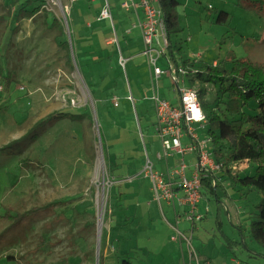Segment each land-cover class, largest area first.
Returning a JSON list of instances; mask_svg holds the SVG:
<instances>
[{"label":"rangeland","instance_id":"rangeland-1","mask_svg":"<svg viewBox=\"0 0 264 264\" xmlns=\"http://www.w3.org/2000/svg\"><path fill=\"white\" fill-rule=\"evenodd\" d=\"M27 1L0 0V264H120L122 257L132 264H182L179 242H170L176 235L167 223H176L173 210L155 201L144 173L145 147L155 170L162 171L163 164L150 82L140 65L142 50L123 49L125 58L134 57L126 69L119 65L115 47L95 58L83 56V29L97 16L102 0H33L27 11L42 5L33 21L5 12L3 5ZM109 2L118 7L113 10L116 26L122 22L126 28L128 16L119 10L120 0ZM177 2L181 31L171 35L173 48L160 67L167 68L168 61L182 66L183 60L264 64V0ZM220 12L227 18L218 22ZM52 16L65 35L49 29ZM61 41L68 46L61 47ZM129 43L134 46L132 38ZM96 59L102 60L96 64ZM133 67L147 91L137 90ZM183 87H188L187 78ZM161 89L163 98L179 102L169 80ZM114 97L117 108L110 104ZM62 111L72 116L38 127L19 141L37 122ZM259 111L255 102L245 109L247 114ZM197 132L200 139L208 137L207 128ZM243 167L253 174L256 165ZM222 185L221 204L212 198L199 204L205 218L195 226L178 209L179 230L190 237L195 228L194 247L214 264H232L231 258L239 264H264L258 255L263 248L250 237L251 216L258 218L264 196L257 191L242 196L241 188ZM50 204L55 205L46 207ZM109 212L110 219L105 217Z\"/></svg>","mask_w":264,"mask_h":264},{"label":"built area","instance_id":"built-area-1","mask_svg":"<svg viewBox=\"0 0 264 264\" xmlns=\"http://www.w3.org/2000/svg\"><path fill=\"white\" fill-rule=\"evenodd\" d=\"M120 7L127 13L135 15L136 23L133 28L140 30L144 41L145 47L141 56L146 58L151 72L155 114L154 130L163 152L158 153V160L163 164V169L162 171L155 170L145 147L147 157L144 167L145 176L151 181L155 201L161 207L164 202L173 210L175 224H170L164 217L176 234L171 237L170 242L180 244L182 264H212L211 261H204L194 247L193 228L190 237H186L178 228L181 217L178 213L179 208L184 209L185 219L192 224L196 225L197 222L203 220V214L198 211V206L203 199V182L205 179L218 175L221 170V164L215 161L213 151L209 150L211 138L207 135L206 139H200L197 132L198 129L206 130L207 125L198 90L192 87L181 89V84L187 77V68L177 64L172 66L169 61L165 69L158 65L162 58H167V51L170 47L166 19L163 10L159 7V0H121ZM99 19L111 21L113 38L110 44L118 46L119 65L126 69L131 59L125 58L122 54L109 0H106ZM130 31L127 32L130 33ZM165 79H169L171 85L177 90L179 97L177 104L171 103L161 95V86ZM0 90H2L1 87ZM129 100L133 102L132 97H129ZM112 104L118 107L116 97L113 98ZM187 157L195 163L188 164ZM172 159H175L173 166ZM246 164L248 162L234 164L233 173L246 170L247 168L243 167ZM212 185L215 186V180L212 181Z\"/></svg>","mask_w":264,"mask_h":264},{"label":"trees","instance_id":"trees-1","mask_svg":"<svg viewBox=\"0 0 264 264\" xmlns=\"http://www.w3.org/2000/svg\"><path fill=\"white\" fill-rule=\"evenodd\" d=\"M31 1L33 0H28L25 2L26 4H21L18 7L14 6V2L11 5L3 6L8 14L14 11L17 17H21L20 19L25 18L33 21L37 15L42 14V5L29 12L25 7ZM177 4V0H159V7L163 10L166 19L169 42L173 33L181 31L177 20ZM18 8H21L19 12ZM226 18L227 13L220 12L218 22ZM47 21L46 17V24ZM50 22H48L50 30L57 29L59 35H65L64 28L61 27L58 19L52 16ZM59 44L61 47H67L69 43L61 41ZM172 48L173 45L170 42L169 50ZM182 67L187 68L188 87L198 89L207 119L206 128L208 136L211 138L214 159L221 164L218 175L204 180L203 197L208 201L211 198L215 199L217 203L221 204L219 193H226L220 189L224 186L222 185L224 182H229L232 187L241 188L242 196H247L253 191L264 196V64L244 59H232L220 63L215 61L212 65H206L201 60H183ZM210 95L211 98L207 100ZM252 102L257 104L260 111L256 114H247L245 109L250 107ZM70 116L72 115L64 111L52 113L37 122L29 134L19 141H25L38 127H47L50 123ZM103 147L105 153L104 141ZM241 162H248V165L255 164L254 173L249 174L246 169L234 174L232 166ZM110 165L114 164L110 162ZM110 170L114 172L117 169L111 167ZM213 180H215V186L212 185ZM54 205L50 204L46 207L50 208ZM257 208L259 210L258 218L255 219L251 216L250 237L263 248V252L258 255L264 258V197ZM34 212H30L29 215ZM107 216L110 219L111 213H107L105 217L107 218ZM104 233L105 230L102 237H104ZM230 244L231 247L233 241H230ZM119 263L132 264L126 257L119 259Z\"/></svg>","mask_w":264,"mask_h":264},{"label":"crops","instance_id":"crops-1","mask_svg":"<svg viewBox=\"0 0 264 264\" xmlns=\"http://www.w3.org/2000/svg\"><path fill=\"white\" fill-rule=\"evenodd\" d=\"M72 1H77V0H72ZM90 2H95V0H91ZM120 2H121V0H120ZM105 3H106V0H102L100 2L99 7L97 9V16L96 17L94 16V19L92 21L88 22L86 27H85V29H83L85 35L83 36L82 42L80 43L79 46L81 48L80 50L82 51V54H83L84 57H87V55L88 56L89 55H93V57L95 58L96 54L99 53L100 51H102L103 49H105L106 47H111V48L115 47V48L118 49V46L116 44H110L111 39L113 38V31H112V23H111V21L100 20L99 19L100 12L103 9ZM110 6L112 7V15H113L114 14L113 10L117 9L118 7H116V5H111V4H110ZM119 8H120L119 9L120 11L124 12V10H122L121 7H120V3H119ZM124 13H126V15L128 16V18H126V20H127V27L126 28H125L126 24H124L122 22H119L118 23L119 27H117L116 24H115L114 16H113L114 27L116 28V30L118 29L117 30V34H119V33L123 34L122 37H121L122 41H120L119 36H118L119 45H120V48L122 50V54H123V49L124 50H126V49H130V50L135 49V51H137V50L141 51L142 50V52H143L145 46H144V41H143L142 36H141V32H140V30L138 28H133V25L136 23V17H135V15L133 13H127L126 11ZM128 24H129V26H128ZM128 30H131L130 33L127 32ZM130 38H132V45H134V46L128 47V45L130 44L129 43V39ZM141 57H143V56H141ZM127 58H129L131 60L134 59V57L133 58L127 57ZM142 59H143V63L144 64L142 63L140 65H142L141 68H142V70H144V75L143 76L146 79H148L149 82H150V88H149L150 92L148 91V93H149V96H150L149 99L153 102V97H152L153 91H152V87H151V84H152V82H151V72H150V69H149V67L147 65L146 58L143 57ZM101 60L102 59H96V64H98ZM89 68H90V73L93 74V70L91 69V66ZM135 70H137V69H135V67H133L132 68L133 78H134V81H136V83L138 84L139 78H138V75L134 72ZM166 80H169V79H165V81ZM141 84H142V87L140 86V84H138L139 86H138L137 90L139 92L140 91H144V90L147 91V88H145V86H144L145 83H141ZM162 93H163V91H161V95H162ZM129 97H131V96H129ZM128 100H129V98H128ZM112 101H113V98H112ZM112 101H111L110 104H112ZM130 102H132V101H130ZM171 103H173V102H171ZM173 104H177V103H173ZM118 107H119V104H118ZM115 108H117V107H115ZM153 111H154V102H153ZM154 121H155V114H154ZM206 200L208 201V199H206L204 197V200L202 199L200 204L205 206ZM198 211L201 212L200 208H198ZM183 212H184V209H183ZM200 255H201V257H202V259L204 261L205 260L206 261H211V263L214 264V262H213V260L211 258L205 257L202 254H200ZM230 262L232 264H235V263L237 264L238 260H236L235 258H231Z\"/></svg>","mask_w":264,"mask_h":264},{"label":"water","instance_id":"water-1","mask_svg":"<svg viewBox=\"0 0 264 264\" xmlns=\"http://www.w3.org/2000/svg\"><path fill=\"white\" fill-rule=\"evenodd\" d=\"M99 231H100V234H99V236L101 235V231H102V227L99 225Z\"/></svg>","mask_w":264,"mask_h":264},{"label":"bare ground","instance_id":"bare-ground-1","mask_svg":"<svg viewBox=\"0 0 264 264\" xmlns=\"http://www.w3.org/2000/svg\"><path fill=\"white\" fill-rule=\"evenodd\" d=\"M101 222H102V220H101ZM101 226H102V223H101Z\"/></svg>","mask_w":264,"mask_h":264},{"label":"clouds","instance_id":"clouds-1","mask_svg":"<svg viewBox=\"0 0 264 264\" xmlns=\"http://www.w3.org/2000/svg\"><path fill=\"white\" fill-rule=\"evenodd\" d=\"M198 118H202V117H198Z\"/></svg>","mask_w":264,"mask_h":264}]
</instances>
